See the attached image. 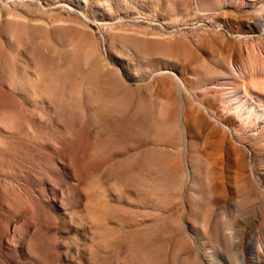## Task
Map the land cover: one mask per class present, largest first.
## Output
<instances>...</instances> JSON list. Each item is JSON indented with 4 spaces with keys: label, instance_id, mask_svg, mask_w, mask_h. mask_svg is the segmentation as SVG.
Wrapping results in <instances>:
<instances>
[{
    "label": "rangeland",
    "instance_id": "rangeland-1",
    "mask_svg": "<svg viewBox=\"0 0 264 264\" xmlns=\"http://www.w3.org/2000/svg\"><path fill=\"white\" fill-rule=\"evenodd\" d=\"M231 232L264 264V0H0V264H230Z\"/></svg>",
    "mask_w": 264,
    "mask_h": 264
},
{
    "label": "bare ground",
    "instance_id": "bare-ground-1",
    "mask_svg": "<svg viewBox=\"0 0 264 264\" xmlns=\"http://www.w3.org/2000/svg\"><path fill=\"white\" fill-rule=\"evenodd\" d=\"M90 80V79H89ZM92 96V95H91ZM186 128V127H185ZM184 128V129H185ZM188 131V130H187ZM195 161V160H194ZM199 161V160H198ZM200 163V162H199ZM208 163V162H207ZM202 168V167H201ZM209 172V171H208ZM187 176H188V178L190 179L191 178V180L192 179H196L195 178V175H193V177L194 178H192L191 176H192V174L193 173H191L189 170H188V172H187ZM196 174V173H195ZM199 174V173H198ZM200 176H202L201 174H200ZM207 178H208V180H211L212 182H214V183H216L217 182V174L216 173H214L213 172V174L212 173H210V175H208V176H206ZM201 178H203V176L201 177ZM202 183V182H201ZM214 188V187H213ZM216 189H218V188H216ZM153 190V189H152ZM202 194V193H201ZM215 194H216V192H215ZM222 195V194H221ZM216 197H219V196H216ZM215 197V198H216ZM219 199V198H218ZM204 200V199H203ZM224 200V199H223ZM148 201H150V200H148ZM217 201V200H216ZM225 201V200H224ZM165 202V201H164ZM223 202V201H222ZM148 203V202H147ZM149 204H150V202H149ZM165 205V204H164ZM219 205H221V204H219ZM224 205V204H223ZM225 206V205H224ZM121 207V206H120ZM123 208V207H122ZM145 208V207H144ZM196 208V207H195ZM222 208V207H221ZM223 208H225V207H223ZM194 209V208H193ZM197 209V208H196ZM226 209V208H225ZM182 210V209H181ZM192 210V209H191ZM165 214V213H164ZM177 215V214H176ZM207 215V214H206ZM189 216V215H188ZM174 219V218H173ZM206 219V218H205ZM208 220V219H207ZM212 221V220H211ZM213 222V221H212ZM206 223H207V221H206ZM217 223V222H216ZM215 223V224H216ZM208 224V223H207ZM207 224L205 225V226H207ZM211 224H214V222L213 223H211ZM123 225V224H122ZM216 225H218V230L221 228V227H219V222L216 224ZM226 225V224H225ZM215 226V225H214ZM163 227V226H162ZM208 227V226H207ZM210 227V226H209ZM224 227V225L222 226V230H221V232L222 233H224V231H223V228ZM226 228V227H225ZM209 229V228H208ZM213 229H215V228H213ZM212 229V227H211V230H213ZM231 229V228H230ZM232 229H233V227H232ZM98 230V229H97ZM111 230V229H110ZM137 230V229H136ZM175 230V229H174ZM188 230V231H187ZM185 232H186V234H185V236L184 237H187L188 236V233L187 232H190V229H187ZM210 230V229H209ZM227 231V230H226ZM229 231H232V230H229ZM165 232H167V231H165ZM215 233H218L219 234V232H220V230H219V232H217V231H214ZM220 232V234H222ZM184 233V232H183ZM210 233V232H209ZM215 233H212V234H214L215 235ZM234 233V232H233ZM165 234V233H164ZM225 234V233H224ZM190 236V235H189ZM213 236V235H212ZM217 236V235H216ZM222 236V235H221ZM220 236V237H221ZM243 237V236H242ZM214 238V237H213ZM213 238H212V240H213ZM237 238V237H236ZM240 238H241V236H240ZM149 239V238H148ZM186 239V238H185ZM215 239V238H214ZM211 240V241H212ZM221 241V244H220V246L221 247H223L224 249H225V252H224V254H226V257L225 258H227L228 259V261H230L229 263L230 264H248V262H247V260H246V258H245V253L242 251V252H239V251H241V250H239L238 251V255L236 256V258L234 259L235 260V262L233 263V262H231V248H229V246H228V242H229V240L233 243V242H235V237H234V235L232 234V232H231V234H229V236L226 234V235H223L222 236V238L220 239ZM165 241V240H164ZM163 241V242H164ZM186 241H189V238H188V240H186ZM237 241V240H236ZM218 242H219V239H218ZM219 242V243H220ZM243 241H241V243H242ZM107 243H109V242H107ZM244 243H246V242H244ZM135 244V243H134ZM166 244V243H165ZM240 244V243H239ZM169 245V244H168ZM238 245V244H237ZM236 245V246H237ZM243 245V244H242ZM250 245V244H249ZM134 246V245H133ZM164 246V245H163ZM232 246V245H231ZM234 246V245H233ZM252 246V245H251ZM170 247V246H169ZM249 247V246H248ZM108 248V247H107ZM136 248V247H135ZM214 247H212V249H213ZM243 248H245V246L243 247ZM250 248V247H249ZM159 249V248H158ZM211 249V250H212ZM235 249V248H234ZM247 249V248H246ZM141 250V249H140ZM213 250H215V249H213ZM233 250V249H232ZM244 250V249H243ZM143 251V250H142ZM164 251V250H163ZM161 252V251H160ZM236 252L237 251H235V254H236ZM216 253V252H215ZM244 253V254H243ZM162 254V253H161ZM208 254V253H207ZM222 254V253H221ZM220 254V255H221ZM215 255V254H214ZM248 255V254H247ZM223 256V255H222ZM218 257V256H217ZM247 257V256H246ZM161 259V258H160ZM248 259V258H247ZM225 261V260H224ZM227 261V260H226ZM257 261V260H256ZM259 262V261H258ZM160 264V263H159ZM162 264V263H161Z\"/></svg>",
    "mask_w": 264,
    "mask_h": 264
}]
</instances>
